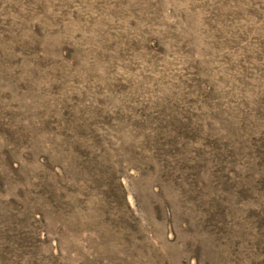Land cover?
Wrapping results in <instances>:
<instances>
[{
    "label": "rangeland",
    "instance_id": "obj_1",
    "mask_svg": "<svg viewBox=\"0 0 264 264\" xmlns=\"http://www.w3.org/2000/svg\"><path fill=\"white\" fill-rule=\"evenodd\" d=\"M0 264H264V0H0Z\"/></svg>",
    "mask_w": 264,
    "mask_h": 264
}]
</instances>
